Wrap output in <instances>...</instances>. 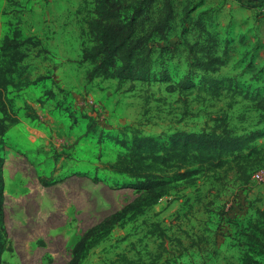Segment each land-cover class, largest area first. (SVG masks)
Here are the masks:
<instances>
[{
	"label": "rangeland",
	"instance_id": "obj_1",
	"mask_svg": "<svg viewBox=\"0 0 264 264\" xmlns=\"http://www.w3.org/2000/svg\"><path fill=\"white\" fill-rule=\"evenodd\" d=\"M204 1L174 0L170 51L160 55L168 44H155V78L131 83L86 77L91 65L81 63V54L94 0H0V43L15 28L42 40L28 62L32 80L48 77L11 95L20 122L2 145L4 226L12 249L4 264H68L89 228L137 197L121 188L123 178L96 173L122 151L113 136L198 133L221 118L239 135L264 127L251 100L264 94V15L257 9L251 24L236 9L219 18L231 42L227 64L214 77L233 79V88L220 98L198 88L167 90L191 70L183 40L193 41L195 32L183 36L182 20ZM199 12L189 13L187 23ZM83 114L95 118V133H88ZM247 160V175L264 169V139ZM155 225L166 238L150 233ZM82 264H264V183L246 184L232 161L117 227Z\"/></svg>",
	"mask_w": 264,
	"mask_h": 264
},
{
	"label": "trees",
	"instance_id": "obj_2",
	"mask_svg": "<svg viewBox=\"0 0 264 264\" xmlns=\"http://www.w3.org/2000/svg\"><path fill=\"white\" fill-rule=\"evenodd\" d=\"M200 4L186 10L182 20L183 36L190 31L195 32L193 41L183 40L188 48L191 70L177 86L169 85L167 90L198 88L220 98L224 89L233 88L235 82L214 77L227 64V52L222 48L219 34L208 30L205 12L193 20L190 18L191 22L187 23L189 13L196 11ZM259 15L264 14L259 12ZM175 18L174 0H94L93 12L86 20V40L81 54V63L91 65L87 79L133 83L155 78V44H168L162 47L160 55L170 51ZM42 46V40L24 37L19 28L6 35L0 43V264H4V254L12 251L4 226L5 160L2 157L4 137L20 122L15 98L11 95L48 79L46 76L31 79L28 61L33 49ZM165 71L162 72L165 74ZM196 77L200 85L195 83ZM251 100L264 117V94L260 99L251 97ZM83 115L89 122L88 133H95V118ZM130 134V138L110 135L122 151L113 162L105 163L102 169L97 168L96 173L104 170L123 178L121 188L135 190L137 197L89 228L75 243L68 264H82L90 251L117 227L135 222L164 198L178 196L195 186L201 176L215 173L232 161L236 164L237 173L248 184L255 171L251 176L247 175L244 163L255 153L258 141L264 139V127L239 135L221 118L217 127L198 133L176 130L152 136L132 130ZM94 181L98 182V179ZM150 233L166 238L159 225H155Z\"/></svg>",
	"mask_w": 264,
	"mask_h": 264
},
{
	"label": "crops",
	"instance_id": "obj_3",
	"mask_svg": "<svg viewBox=\"0 0 264 264\" xmlns=\"http://www.w3.org/2000/svg\"><path fill=\"white\" fill-rule=\"evenodd\" d=\"M260 1L261 0H205L204 3L200 4L198 9H200L199 13L205 12L208 30L214 33H218L222 45H224L223 49H226L227 46L229 49L228 42H231V40L228 38V30L226 31V29H228V26L224 27L219 18H221V16L223 15H226L225 12L232 13L236 9L239 12L240 10L243 12L245 11L248 15L244 19V22H246L247 24H251L254 20V7L258 5ZM227 2H230V4L227 5ZM221 28L225 29L226 35L224 36V38H222L221 32L219 30Z\"/></svg>",
	"mask_w": 264,
	"mask_h": 264
},
{
	"label": "built area",
	"instance_id": "obj_4",
	"mask_svg": "<svg viewBox=\"0 0 264 264\" xmlns=\"http://www.w3.org/2000/svg\"><path fill=\"white\" fill-rule=\"evenodd\" d=\"M257 11L264 14V0L255 6ZM251 182L254 184L264 183V169L257 170L253 173Z\"/></svg>",
	"mask_w": 264,
	"mask_h": 264
},
{
	"label": "bare ground",
	"instance_id": "obj_5",
	"mask_svg": "<svg viewBox=\"0 0 264 264\" xmlns=\"http://www.w3.org/2000/svg\"><path fill=\"white\" fill-rule=\"evenodd\" d=\"M6 170V169H5ZM5 178H6V175H5Z\"/></svg>",
	"mask_w": 264,
	"mask_h": 264
}]
</instances>
